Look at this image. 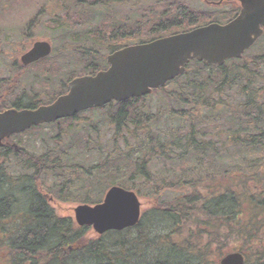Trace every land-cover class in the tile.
Instances as JSON below:
<instances>
[{"label": "trees", "instance_id": "trees-1", "mask_svg": "<svg viewBox=\"0 0 264 264\" xmlns=\"http://www.w3.org/2000/svg\"><path fill=\"white\" fill-rule=\"evenodd\" d=\"M201 2L210 11L194 8L188 0H47L16 35L28 40L34 37L31 30L42 29L46 33L40 36L51 39L53 53L37 64L24 67L19 62L16 68L14 62L11 68L19 74L50 64L42 72L50 73L48 80L53 76L59 93L45 101L17 90L22 79L0 77V101L6 99L0 112L49 105L68 82L105 71L110 54L211 23L226 24L240 12L232 1ZM47 15L51 19L46 21ZM7 32L0 31V42L5 39L1 55L14 47ZM261 40L251 49L257 47L254 55L247 53L222 67L192 61L185 75L151 96L109 103L52 126L56 139L78 136L67 147H44L40 154L0 148V264H221L230 250L243 253L245 264H264ZM154 96V111L147 110L145 100ZM131 129L146 133L148 143L131 155L106 159L103 167H86L106 147L100 144L99 149L94 136L100 140L105 130L114 132L116 141L127 140ZM134 153L141 155L134 158ZM210 159L227 163L218 162L211 170ZM122 161L123 170L118 167ZM157 168L155 179L152 169ZM67 171L72 175L66 178ZM232 173L240 186L231 180ZM241 185L246 189H239ZM112 186L154 199L137 226L93 236L92 227L61 217L50 204L55 197L71 200V194H80L84 205L101 204Z\"/></svg>", "mask_w": 264, "mask_h": 264}, {"label": "water", "instance_id": "water-1", "mask_svg": "<svg viewBox=\"0 0 264 264\" xmlns=\"http://www.w3.org/2000/svg\"><path fill=\"white\" fill-rule=\"evenodd\" d=\"M232 1L239 2L241 11L228 24L212 23L150 43L129 46L107 57V71L73 80L68 93L51 105L0 114V147L6 139L32 127L74 118L78 113L103 108L111 102L150 95L184 75L191 61L222 67L226 61L242 59L264 34V0ZM51 52L49 43L36 42L21 62L24 66L33 64ZM141 212L138 195L114 186L101 204L78 205L74 218L78 226L92 227L103 236L110 231L137 226ZM221 264H245L244 256L232 253L223 258Z\"/></svg>", "mask_w": 264, "mask_h": 264}, {"label": "rangeland", "instance_id": "rangeland-1", "mask_svg": "<svg viewBox=\"0 0 264 264\" xmlns=\"http://www.w3.org/2000/svg\"><path fill=\"white\" fill-rule=\"evenodd\" d=\"M46 1L47 0H0V31L1 30H8L9 32H7L6 38L9 39L10 43L14 44L13 48L6 50V51H8V53L2 54V55L0 54V63H2V65H1L2 67H0V77L3 78V77H11L12 76L14 80L15 79H22L21 84L17 90L20 89V90L31 91L30 94L36 93L41 99H43L45 101H49V98H47V97L50 94H52L54 92L59 93V91L54 89V87H57V86L54 83V82H56V80L52 79L53 76L51 75V78H49V80H48L47 78H48L50 73L45 74L46 73L45 71L42 72V70L47 69V67L50 66V64L47 67L46 66H41V67L38 66L34 69H27L25 73L21 72L19 74H17L16 72L14 73L12 68H11L12 65L14 64V62H16V64H14V66L16 68H18L17 66L20 62L21 56L24 55L26 52H28L33 47V45L36 43V41H46V42L50 41V43L52 44L51 39L49 37L47 38V37L40 36V34L46 33L42 29L31 30L30 32L34 37H31L28 40L20 39V37H18L16 35V34H18L17 32L19 31L20 26L24 25V23L29 21V19H31L34 16L35 12L38 11V8L41 6L40 4H42V3L44 4ZM170 1H173V0H170ZM188 1L194 8L202 7V9H206L207 11H210L201 2V1L204 2V1H208V0H188ZM196 1L200 2V4H198V2H196ZM211 1H215L217 3L219 0H211ZM232 2L237 7H239V5H240L239 2H235V1H232ZM228 5L229 4H222V6H228ZM209 6H211V4ZM44 19L47 21V20H50L51 17H50V15H47L46 17H44ZM46 21H43V22L45 23ZM12 34H14V35H12ZM1 35H2V33L0 34V36ZM4 41H5V39L2 38L0 45H2V43ZM260 43L261 44L259 46L264 45V37ZM59 44H60V42L57 44V46ZM256 49H257V47H256ZM256 49L249 51L248 54L254 55L256 52ZM64 53L65 52L63 51L61 54H64ZM14 56L19 57V58L13 61L12 58H14ZM72 64L73 63L70 62V65H72ZM52 70L54 71L55 68H53ZM21 75H22V77H21ZM37 78L39 79L40 83H37V81H38ZM51 79H52L53 84L50 83ZM46 83H48V84H46ZM12 88H15V87L12 85ZM157 98L158 97L154 96L153 98L145 100L147 110L154 111V106L151 108L150 104L153 103L152 101L156 100ZM5 100L6 99H2L0 101V109L4 108L3 103L4 102L6 103ZM147 105H148V107H147ZM5 109H7V108H5ZM4 110H1V111H4ZM86 115L84 114L83 116H86ZM41 127H42V129L39 133H35L34 130H30L28 133H25L21 136H18L17 138L11 139L10 143L19 145L20 148L22 147L29 154L30 153L40 154L43 151L44 147L53 149V148H55V146L57 144H62V145L66 144V147H67L72 142L78 141V139H77L78 136L73 138L72 136H68V137L64 136L63 137L60 135L58 137V139H56V137L58 136V135H56V134H58V132H56V130H53V129L51 130V127H45V126H41ZM131 130H133V129H131ZM161 130H163V125H162V128H160L158 131L160 132ZM112 133H114V132H111V131L106 132L105 130H102V137L100 140H97L94 136V138H93L94 143L98 144V148H99L100 144H104V145H106V147L104 146V148L102 149V151H103L102 155L99 154L98 156L93 158V160H91V162H90L92 164H88V166H86L87 168L90 166L93 168L96 166L100 167V165L103 167V165L105 164L104 161L106 159L111 161V160H114L115 158L122 156V155H131V154H133L134 150H137V151L140 150L139 149L140 144H141V147H143L148 143L146 133L140 134V133H137L135 130H133L130 133H125L126 135L124 138H126L127 140H124L123 138H121V139H118L117 141H116V139L112 138ZM161 135L164 136V133L162 132ZM211 136L204 138V140H202V142L206 143V141L209 140ZM212 138H213V141L215 139H217V142L220 144L223 142L222 138H219V137L215 138V136H213ZM28 139H30V140L28 142H26ZM162 140H163V138H162ZM168 140H169V137L166 138V141H168ZM91 146H92V144H91ZM95 147H97V146H95ZM94 150H96V149H94ZM231 150L232 149H230V151ZM140 155H141L140 153H134V156H135L134 158H138V157H140ZM81 157H83V154H82V156L79 157V159ZM238 160L239 159H237L236 161H238ZM209 161H210L209 167H211V170L216 166V164L218 162H221L224 164L227 163L224 161L213 162L212 159H210ZM236 161L234 163H237ZM124 163L125 162L122 161V163L118 164L119 165L118 167L121 170H123L125 167L123 165ZM15 168L17 169V167H15ZM119 168H118V170H120ZM159 169H161V166ZM152 172L154 174L155 179H158V176L160 175L158 168H157V170L152 169ZM65 175L67 178V177H70L72 174H71V172L67 171ZM231 175H233V177H234L231 180H234L236 182V184H238V186H240L241 180H235V178H236L235 173H232ZM83 179H86V178L84 177ZM218 180L221 181L222 183L228 182V181H226V179H220L219 178ZM50 182H51L50 180L47 181V183H50ZM157 184H159V183H157ZM241 186L242 187H239V189H241V188L246 189L245 186H243V185H241ZM239 189H237V191H239ZM135 192L137 193V195H139L141 206L143 207V209H142L143 213L148 214V211H151V209L153 208L154 199L146 197L145 195H143V193L140 194L137 191H135ZM104 195L102 196L103 200L105 198ZM80 197H82L80 194H78V195L71 194L69 196V198L71 200H68V201H62V200L57 199L55 197L54 199L51 200L50 204L54 210L58 211V213L61 217H65V218L70 217L74 220V215H75L74 209L76 207H78V205L82 204L79 201L81 199H78ZM74 201H76V202H74ZM90 206H93V205H90ZM90 234H93V236H96L97 233L94 232V230L92 229ZM245 248H246V246H245ZM231 252H234V250H230L227 253L230 254ZM248 252H250V251L247 249V253Z\"/></svg>", "mask_w": 264, "mask_h": 264}, {"label": "flooded vegetation", "instance_id": "flooded-vegetation-1", "mask_svg": "<svg viewBox=\"0 0 264 264\" xmlns=\"http://www.w3.org/2000/svg\"><path fill=\"white\" fill-rule=\"evenodd\" d=\"M69 84H70V82H68V84H67V88H66V91L64 92V94H66L67 93V89H68V86H69ZM58 99V98H57ZM55 101V100H54ZM53 101V102H54ZM52 103V102H51ZM50 105V104H49ZM76 116V115H75ZM74 116V117H75ZM71 119H73V118H71ZM63 120H66V119H63ZM63 120H60V121H57V122H55V123H51V124H46V125H41V126H45V127H52V126H56V125H58L60 122H63ZM40 126V127H41ZM8 141H10V140H8ZM8 141H6L5 143H6V146H5V148L4 149H6V148H11L12 150H14L15 152H18L19 150H20V147H19V145H16V144H11L10 142H8ZM8 150V149H7Z\"/></svg>", "mask_w": 264, "mask_h": 264}]
</instances>
